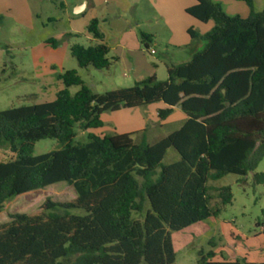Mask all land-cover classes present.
<instances>
[{"label": "trees", "instance_id": "16d2710c", "mask_svg": "<svg viewBox=\"0 0 264 264\" xmlns=\"http://www.w3.org/2000/svg\"><path fill=\"white\" fill-rule=\"evenodd\" d=\"M195 1L186 12L213 26L190 60L166 64L165 80L151 73L98 94L67 69L58 75L63 86L54 100L0 110V145L14 155L0 161V211L5 200L53 183L75 191L71 200L46 199L39 212L13 213L0 224V264H173L169 232L231 204L230 186L211 182L234 174L243 184L264 159V8L256 11L246 0L250 11L241 18L215 0ZM97 24L86 26L95 43L69 48L79 67L111 64ZM141 36L147 48L151 36ZM71 86H78L73 94ZM159 100L166 104L159 120L174 106L186 116L167 134L148 140L146 129L89 131L85 141L75 140L78 131L101 127L103 112ZM43 138L58 147L32 154ZM168 148L179 158L163 163ZM253 182L264 185V171ZM213 256L200 252L196 264H240Z\"/></svg>", "mask_w": 264, "mask_h": 264}, {"label": "rangeland", "instance_id": "374dc122", "mask_svg": "<svg viewBox=\"0 0 264 264\" xmlns=\"http://www.w3.org/2000/svg\"><path fill=\"white\" fill-rule=\"evenodd\" d=\"M185 1L194 2L89 0L92 8L77 14L75 8L78 11L82 7L76 5L83 1L29 0L32 8L38 11L32 25L21 23L12 16H0V110L54 100L59 87H62L58 75L67 69H75L84 83L98 94L131 86L151 73L157 80H165L169 59L176 63L190 60L200 48L201 32L208 27L179 11L180 4ZM251 5L256 11L262 10L264 0H254ZM159 14L169 17L168 24L158 20ZM92 19H97L98 31L109 48L108 56L112 60L107 69L79 67L69 50L75 43L87 46L96 42L86 32V26ZM186 19L194 23L196 36L186 48H177L171 43L174 37L190 38L181 26ZM71 31L74 34H68ZM142 33L151 36L147 48L143 46ZM50 38L57 40L56 47L45 43ZM77 89L78 86L69 87L71 94ZM176 126L177 123L164 125L155 134H167ZM87 132L89 130L78 131L75 140L85 141ZM146 136L148 140L152 139L148 131ZM57 147L55 139H39L33 144L32 154ZM13 156L7 145H0V161ZM178 158L176 151L168 148L162 162L169 163ZM263 171L264 159L255 170L247 173L243 184L234 174L211 182L213 186H230L232 202L215 217L169 232L175 254L173 264H196L199 253L209 250L214 252L213 260L236 259L240 264H264V185L253 182L254 173ZM74 197V189L65 182L16 195L3 202L0 224L9 221L13 213L39 212L46 199L61 202Z\"/></svg>", "mask_w": 264, "mask_h": 264}, {"label": "crops", "instance_id": "0c3cea01", "mask_svg": "<svg viewBox=\"0 0 264 264\" xmlns=\"http://www.w3.org/2000/svg\"><path fill=\"white\" fill-rule=\"evenodd\" d=\"M80 1H83V3L76 5V7H82V8L78 11H76L75 8V13L82 14L85 13L89 8H92L89 0H80ZM215 1L219 2L223 10L229 15H238L241 18H245L249 14L250 7L247 4L246 0H215ZM253 1L254 0H250L251 3ZM195 3H196L195 0L194 2L185 1L180 4L179 11L180 10L183 11L184 14L190 16V18H193L199 24H206L208 26L207 29L201 32L202 42L199 44V47L201 48L202 45L204 44L202 35L212 28L213 22L212 20H207L205 22L199 21L198 19H196L195 17L191 16L186 12V8L193 6ZM3 15L12 16V18L16 19L21 23L24 22L26 24L32 25L34 17L38 16V11L32 8L29 0H0V16ZM159 19L166 24H168L167 19L170 21L169 17L166 14H159L158 20ZM193 24L194 23L188 19L182 21L181 26L183 27V30L186 31V33H188L190 38H186L183 36L181 37L176 36L173 38L171 42L173 46L177 48H186L187 46L190 45V43L192 42L195 36L191 35L189 30L196 33L194 31ZM169 31L170 33H172L170 28ZM68 34L72 35L74 34V31L68 32ZM169 63H176V62H173L169 59ZM60 88L62 87L60 86L59 89ZM153 104H147L145 106L135 107V108H120L117 111L103 112L100 116L103 125L96 129H90L89 131L97 135H102V134H110V133H130V132L146 129V132L147 131L150 132L151 137H153L154 135H156L155 134L156 130L162 128L164 125H168L170 123H177V126L173 129L175 130L180 126V124L186 118L181 108L179 106H174L173 111L165 119L159 120L157 117V110L165 108L166 104L161 100L155 102L154 105ZM257 224L259 225V223ZM260 229L261 231H263L262 225H260ZM233 260L236 259H232L231 261Z\"/></svg>", "mask_w": 264, "mask_h": 264}]
</instances>
